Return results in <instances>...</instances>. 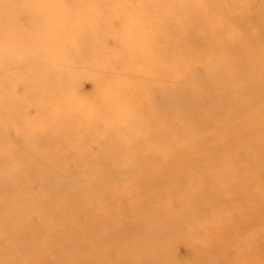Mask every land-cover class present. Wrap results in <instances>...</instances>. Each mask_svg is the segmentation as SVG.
<instances>
[{
  "label": "rangeland",
  "instance_id": "1",
  "mask_svg": "<svg viewBox=\"0 0 264 264\" xmlns=\"http://www.w3.org/2000/svg\"><path fill=\"white\" fill-rule=\"evenodd\" d=\"M106 1L0 0V264H264V0Z\"/></svg>",
  "mask_w": 264,
  "mask_h": 264
},
{
  "label": "bare ground",
  "instance_id": "2",
  "mask_svg": "<svg viewBox=\"0 0 264 264\" xmlns=\"http://www.w3.org/2000/svg\"><path fill=\"white\" fill-rule=\"evenodd\" d=\"M106 1V0H105ZM146 1H149V3H147V4H152V8H155V6H153L154 4L151 2V0H146ZM169 2L170 1H173V0H168ZM189 1H191V0H189ZM188 1V2H189ZM103 2V1H102ZM100 3V4H103L104 5V3L105 2H103V3ZM107 2V1H106ZM176 2H178V3H180L179 2V0L178 1H176ZM183 3V2H182ZM184 4V3H183ZM189 4H191V3H189ZM186 5V4H185ZM185 5H184V7H185ZM180 6H183V5H181V3H180ZM221 6V5H220ZM223 6H224V4H223ZM147 7V6H146ZM194 7V6H193ZM195 8V7H194ZM227 8H225V10H226ZM261 9V8H260ZM42 10V9H41ZM191 10V9H190ZM185 11V10H184ZM156 11H154V13H155ZM198 12V11H197ZM225 12H227V11H225ZM44 13V12H43ZM42 13V14H43ZM40 14V13H39ZM187 14H184V16H186ZM22 18V17H21ZM24 19H26V18H24ZM114 21H115V18H114ZM194 20L192 19V18H190V19H188V20H185V21H182V23L181 22H179V25H177L176 27H175V29H176V31H173L172 29L173 28H171V30L176 34V35H181V36H183V34H185L187 37H190L191 38V36H192V33L194 34L196 31H199L200 29H204V28H202L201 27V25H203L202 23H204V22H202L201 20H198L197 22H193ZM205 24V23H204ZM173 25V24H172ZM208 27H212V24H210V25H207ZM5 27V26H4ZM162 27V26H161ZM263 28V27H262ZM152 29V28H151ZM206 29V28H205ZM264 29V28H263ZM153 30V29H152ZM193 30H194V32H193ZM172 31L170 32V34L172 33ZM160 32H162L161 34H160V37H163L164 35H166V34H168L169 32L166 30V29H164L163 31H162V28L160 29ZM245 34V33H244ZM261 34V33H260ZM262 35V34H261ZM150 36H152V35H150ZM195 36H197V35H195ZM250 38V37H249ZM145 39H147V38H145ZM162 39V38H161ZM256 39V38H255ZM261 39H262V37H261ZM260 39V40H261ZM264 39V38H263ZM262 39V40H263ZM157 40V39H156ZM261 40V42H263ZM201 41L202 42H198V40H192L191 39V42H188V43H190V46H197L198 44H208L209 45V49H212V47L214 46L213 45V43H214V41H216V40H209V39H206V38H201ZM217 42V41H216ZM184 44V43H183ZM182 44V45H183ZM161 45V44H160ZM242 45V44H241ZM163 49H166L167 48V46L165 45V43H163ZM169 47L170 48H173V49H176L178 52H177V57H176V59L175 60H184L185 58H186V51H184L183 50V48H179V46H176L175 44H170L169 45ZM184 47H185V45H184ZM226 47H229L226 51H224L225 49H222V51L220 52V57L218 58H215V56H213L210 60H208V61H204V62H201L200 64H204V67L205 68H212L213 66H216L217 67V69H222L225 73H224V75L227 77V76H229V75H234V74H237V73H239L241 70H242V68L244 67V65H245V63H242V64H240L234 57H237L236 55L233 57V56H229V55H233V54H236L237 52H239V45L238 44H233V45H230V46H225V48ZM241 49V48H240ZM6 52V51H5ZM249 50H247L246 52H245V54L244 55H241V56H246L245 58H251V56H248L249 54ZM248 54V55H247ZM161 55H165L164 53H161ZM189 55H191L190 56V59L189 60H191V61H193V60H195L196 59V57H197V55H195V54H189ZM204 55V54H203ZM166 56V55H165ZM205 56V55H204ZM242 57V58H243ZM174 58V57H173ZM231 58H232V60H231ZM244 58V59H245ZM133 59V58H132ZM230 60H231V63H230ZM4 61H6L5 60V58H4ZM148 61V60H147ZM164 61H166V60H164ZM248 62H249V60H247ZM178 62V61H177ZM185 62H187L186 60H185ZM199 62H200V60H199ZM198 63V62H197ZM174 65H176V64H174ZM173 65V66H174ZM192 68V67H191ZM250 68V66L247 68V70ZM175 69H177V71L179 70L178 69V67H175ZM183 69V68H182ZM181 69V70H182ZM185 72V74H184V76H187L186 75V71H184ZM169 74V73H168ZM182 77V76H181ZM39 78V77H38ZM162 80H164L166 77L164 76V77H160ZM183 78V77H182ZM182 78H179L178 80H176V81H174V82H176V83H179V84H192L194 81H193V79L190 77V81L189 82H187L186 80H189V78L188 79H182ZM261 80H263L262 78H261ZM254 81H256V80H254ZM181 82V83H180ZM156 84H158V83H160V81H156L155 82ZM247 83H248V81H247ZM260 84H261V82H259ZM258 86V85H257ZM257 86H256V89H257ZM3 87H5V85H3ZM187 87V86H186ZM202 87V86H201ZM201 87H198V88H201ZM203 87H206V85H204ZM202 87V88H203ZM259 87V89H260V85L258 86ZM253 88V87H252ZM255 89V88H254ZM187 90H189V89H187ZM211 90V89H210ZM261 90V93H262V89H260ZM259 90V91H260ZM181 91H182V89H181ZM180 91V96H184V97H190L189 95H186L185 93H184V95H183V93ZM185 91H186V89H185ZM258 91V92H259ZM189 92V91H188ZM255 92V91H254ZM140 94L142 93L141 91L139 92ZM260 93V92H259ZM176 94H178V93H176ZM258 94V93H257ZM210 95H212V96H215L214 95V93L211 91V94ZM138 97L140 96V95H137ZM177 96V95H176ZM256 96V95H255ZM259 96V95H258ZM262 97V96H261ZM176 98V97H175ZM181 98V97H180ZM264 98V97H263ZM261 99V98H260ZM258 100H259V98H258ZM262 100V99H261ZM264 100V99H263ZM181 101H183V98L182 99H180V100H178V98L176 99V100H174V102H173V100H172V102L173 103H180ZM246 101V100H245ZM253 101V100H252ZM234 103V102H233ZM259 104V103H258ZM254 105H256V104H254ZM253 105V106H254ZM199 106H201V104L199 105ZM198 106V107H199ZM189 107H191V105L189 106ZM195 107V106H194ZM197 107V106H196ZM197 107V108H198ZM224 107V106H223ZM251 107V106H250ZM226 108H227V104H226ZM225 108V109H226ZM187 109H188V107H187ZM225 109L224 108H222V109H220L221 110V114L223 115V114H225V115H229V113L227 112V111H225ZM228 109V108H227ZM236 109V108H235ZM188 110H190V109H188ZM238 110V109H237ZM244 110V109H243ZM243 110H242V112H243ZM239 112H241L240 110H238ZM237 111V112H238ZM2 112V109H0V113ZM236 112V111H235ZM241 112V113H242ZM194 113V112H193ZM215 113H217V112H215ZM240 113V114H241ZM236 115H237V113H235ZM236 115H234V117L236 116ZM160 116V115H159ZM239 116H241V115H237V118L239 117ZM215 117H216V115H215ZM217 119H215V120H220V121H222L223 120V118L221 117V116H218L217 115ZM234 117H232V118H234ZM226 118V117H225ZM225 118H224V120H225ZM231 120V119H230ZM237 120V119H236ZM235 121V120H234ZM231 122H233V120H231ZM137 123V122H136ZM154 123V122H153ZM224 123V122H223ZM229 123H230V121H229ZM241 123H242V121H241ZM215 124V122H213V123H210L209 124V127H211V126H213ZM244 124V123H243ZM223 125H225V124H223ZM230 125V124H229ZM237 125V124H236ZM249 125V124H248ZM253 125V124H252ZM203 127H205V124H203ZM208 127V126H207ZM222 126H219L218 128H221ZM233 127H235V126H233ZM157 128V127H156ZM187 127H186V124L183 126V128H182V130H185ZM202 128V127H201ZM225 128V127H224ZM243 128V127H242ZM197 129V127L196 126H192V127H190V128H188V131H190V130H196ZM203 129V128H202ZM208 129V128H207ZM227 129V128H226ZM231 129V128H230ZM235 129V128H234ZM241 129V128H240ZM244 129V128H243ZM246 129V128H245ZM255 130V129H254ZM258 130V129H257ZM204 131V130H203ZM253 131V130H252ZM200 132H201V130H200ZM249 131H247V133H248ZM36 131H32L29 135H36ZM199 133V132H198ZM240 133H242L241 131H240ZM246 133V134H247ZM254 133V132H253ZM252 133V134H253ZM199 135V134H198ZM195 136H196V134H195ZM201 137V136H200ZM184 138V137H183ZM196 138V137H195ZM226 139V136H222L221 138H220V142H223L224 140ZM247 139V138H246ZM195 140V139H194ZM196 141V140H195ZM259 142H260V140H258ZM186 142V141H185ZM185 142L183 143V146L182 147H184L185 146ZM192 142H194L193 140H192ZM213 143H215L216 142V140H214V141H212ZM191 143V142H190ZM188 144V143H187ZM186 144V147L188 146ZM191 145L192 144H190V146H188V147H191ZM178 147H180L179 145H177V147L176 148H178ZM187 147V148H188ZM210 148H221V145H216V146H213V147H210ZM118 149V148H117ZM123 152V151H122ZM56 154H58L57 155V158L54 160V162H60L61 161V157L62 156H60V154H59V152H56ZM71 157V156H70ZM112 157V156H111ZM183 159V158H182ZM12 160V159H11ZM26 160V159H25ZM113 160V159H112ZM1 161H5L6 162V159H5V157L3 156L2 157V159H1ZM65 161H67V160H65ZM25 161H23V163H24ZM27 162H28V160H27ZM64 163V162H63ZM110 163H112V162H110ZM123 163V162H122ZM88 164V163H87ZM86 164V165H87ZM109 164V163H108ZM117 164V163H116ZM60 165H61V162H60ZM49 166H50V164H49ZM55 168V167H54ZM53 168V169H54ZM66 170V169H65ZM9 171H7V170H5L4 171V173H8ZM19 172H20V170H18L16 173H18L19 174ZM58 172V171H57ZM13 173V175H15V172H12ZM37 173V171H34V172H32L31 174H29L28 176H26L27 178L28 177H30V176H32V175H35ZM65 174H66V172H65ZM13 175H11L10 177H13ZM9 177V178H10ZM212 177V176H211ZM223 177V176H222ZM221 177V178H222ZM224 178V177H223ZM8 179V178H7ZM7 179H5V180H2V181H6ZM25 182H26V180H25ZM24 182V183H25ZM10 185V184H9ZM195 185V184H194ZM197 186V185H196ZM12 187V186H11ZM199 187V186H198ZM66 190H68V189H66ZM73 190V189H72ZM69 191V190H68ZM75 191V190H74ZM77 191H79V190H77ZM82 191H83V189H82ZM64 192V191H63ZM65 193V192H64ZM71 193H72V191H71ZM75 193V192H74ZM209 193V192H208ZM87 195V194H86ZM110 195V194H109ZM209 195H211V193H209ZM106 196H108V195H106ZM72 198H70V200H71ZM18 202H16V208H15V210L12 208V206H11V204H7V205H4V206H2V209H3V211H2V213H9V214H12L13 215V217H12V220L11 219H9L8 218V220H9V223H11V226H9V225H6V224H4L3 226H1L0 225V228L2 229V228H6L7 230H5V232H6V235H7V232H9L8 230H10V229H12V232H14V233H16V231L14 230V228L13 227H18L17 225H16V220H18V219H21L22 218V220L25 222V224H26V217H25V215H23V214H25L26 212L25 211H23V207H24V205H25V201H22L21 203L19 202L20 200H17ZM9 202V201H8ZM74 202V201H73ZM80 202V201H79ZM78 202V203H79ZM95 202H96V200H95ZM82 203H84V202H82ZM18 204H19V206H20V208L18 207ZM96 204V203H95ZM94 204V205H95ZM32 205V204H31ZM75 205V204H74ZM11 208V209H10ZM64 208H65V205H64ZM63 208V209H64ZM67 209V208H66ZM35 210H37L38 211V208H35ZM58 210H59V208H58ZM67 214V213H66ZM93 214V213H92ZM69 215V214H68ZM52 216V215H51ZM55 219V218H54ZM4 221L5 220H3V223H4ZM110 222V221H109ZM3 223H0V224H3ZM58 225H59V222L58 223H56V227H58ZM21 226V225H20ZM40 228V227H39ZM51 228V227H50ZM36 234V233H35ZM10 239H11V242H12V245L10 246V250L9 251H7L6 253L7 254H9L7 257H11V258H13V257H15V256H22V253H23V251L24 250H21V249H16L15 248V242H16V236H15V234H14V236L13 235H7ZM36 237V236H35ZM0 240H2V239H0ZM3 241V240H2ZM36 242H37V240H36ZM35 242V243H36ZM5 250H7L6 248H5ZM30 250L32 251H34V250H36L35 248H30ZM30 250L29 249H27V250H25V252H26V255H29L30 253ZM13 252H14V254H13ZM76 252V251H75ZM23 254H25V253H23ZM34 254V253H33ZM32 254V255H33ZM38 259V258H37ZM40 259V258H39ZM16 261V260H15ZM37 261V260H36Z\"/></svg>",
  "mask_w": 264,
  "mask_h": 264
}]
</instances>
